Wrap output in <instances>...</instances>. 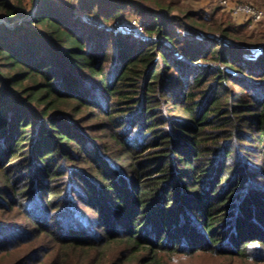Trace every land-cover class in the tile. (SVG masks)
Masks as SVG:
<instances>
[{
    "label": "trees",
    "instance_id": "obj_1",
    "mask_svg": "<svg viewBox=\"0 0 264 264\" xmlns=\"http://www.w3.org/2000/svg\"><path fill=\"white\" fill-rule=\"evenodd\" d=\"M33 1L0 0V163L21 155L0 179L3 264L264 263V34L141 0L29 18ZM132 11L146 36L110 28Z\"/></svg>",
    "mask_w": 264,
    "mask_h": 264
},
{
    "label": "rangeland",
    "instance_id": "obj_2",
    "mask_svg": "<svg viewBox=\"0 0 264 264\" xmlns=\"http://www.w3.org/2000/svg\"><path fill=\"white\" fill-rule=\"evenodd\" d=\"M38 0H34L31 5L29 2H27L28 5V14H29V18L31 16H33V14L35 13V4L37 3ZM223 1H236L237 3H247V4H252L255 5L257 7L260 8H264V5H257L256 3H250V2H244V0H141V3H143L144 5L152 8L153 10H157V11H153V13H164L167 12L169 13L171 16H177V17H184L185 14L189 13V12H204L208 15H212L215 14L217 11H219V15L218 17H222V21L225 20V18H230L231 21L233 22V24H245L247 22H249V20H247L245 17H240L238 15H235L233 13V11L224 9L222 7V2ZM163 3L168 6V7H164L163 10H158L157 9V5H163ZM34 5V6H33ZM168 8V9H167ZM138 14L135 11L132 12H127L126 15L124 17H122L121 19H119L118 21H116L112 27H110L112 29V31L117 32V33H121L124 35L127 34H132L134 36H141V35H145L144 32L143 34L140 32V29L138 28V26H135V21H138ZM93 22V20H91ZM139 24V22H137ZM5 24L6 26L13 28V26L10 23H7L4 20H0V25ZM19 24V23H16ZM248 25V33L249 36L252 37L253 39H260L262 37V35L264 34V27L262 25H256V24H247ZM143 27V26H141ZM137 30V31H136ZM208 29L206 28L205 31H207ZM218 35V34H217ZM146 36V35H145ZM142 37V36H141ZM145 39H147L146 37H143ZM80 121H83L84 119H79ZM94 123L96 120H92ZM85 123L81 126V128L85 127ZM93 130V129H92ZM94 137L97 134H92ZM18 156H21L20 154H13L11 155V159H9V161L6 162V159L9 157H7L4 162L1 164L0 163V179L4 178L5 175V171L9 168H11V166L16 165L17 163H20L21 161H17L19 158H17ZM116 158L113 157L110 160H115ZM117 160V159H116ZM79 159H72V161L67 162L66 164L69 165L68 167H76L74 168V171H76L78 173V175H83L84 178L89 179V181L94 177L92 171L90 170H86V167L89 168L88 164H80ZM126 160L124 159L123 161H119L120 163H124ZM74 164H76L75 166H73ZM10 165V167H9ZM5 168V171H3L2 169ZM68 176H70L71 178L73 177L72 181H77L74 185L78 184L79 187L81 189V191H86L87 188H85V182L83 180H76L77 177L76 176H71V173L67 172ZM75 177V178H74ZM97 179V178H95ZM98 181V180H96ZM95 181V182H96ZM63 187H67V183L66 184H61ZM59 191V190H56ZM63 191V190H62ZM74 193V191H71ZM66 193V192H65ZM68 195V193H66ZM71 197H75L74 194H69ZM114 201L113 198L109 199V202ZM92 200V204H93ZM76 203V202H75ZM98 203V202H97ZM95 203V204H97ZM16 213V212H14ZM88 217L89 219H91V224L90 226H88L87 231H92L95 230V221L94 219L91 218L90 214L88 213ZM12 223V222H11ZM98 230V229H97ZM52 238H48L46 239L45 245L47 246V249H52L54 248V244H53V240H51ZM51 241V243H50ZM49 243V244H46ZM111 249V247H110ZM108 253L110 254V250L108 251ZM111 255V254H110ZM6 257H3L0 259V264H3V261L6 260ZM54 257L53 256H49V258L46 259L47 262H49L50 260H52ZM90 258L93 260L95 258V255H93V253H90ZM8 259V258H7ZM168 259V258H167ZM10 261L7 260L4 264L9 263ZM169 264H264V263H260V262H252V261H245L243 259H230V258H224L221 255H211V254H202V255H194V256H176L173 259H168ZM96 264V263H95Z\"/></svg>",
    "mask_w": 264,
    "mask_h": 264
},
{
    "label": "built area",
    "instance_id": "obj_3",
    "mask_svg": "<svg viewBox=\"0 0 264 264\" xmlns=\"http://www.w3.org/2000/svg\"><path fill=\"white\" fill-rule=\"evenodd\" d=\"M222 7L224 9L233 11L235 15L245 17L247 20H249V22L251 21L252 24L262 25L264 27V8H260L252 4L230 1H223ZM134 24L135 26H138L140 32L143 34L144 30L143 27H141V24H138L137 21H135Z\"/></svg>",
    "mask_w": 264,
    "mask_h": 264
}]
</instances>
